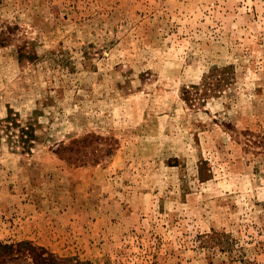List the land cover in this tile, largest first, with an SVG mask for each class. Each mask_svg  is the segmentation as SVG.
Returning a JSON list of instances; mask_svg holds the SVG:
<instances>
[{"label":"rangeland","instance_id":"rangeland-1","mask_svg":"<svg viewBox=\"0 0 264 264\" xmlns=\"http://www.w3.org/2000/svg\"><path fill=\"white\" fill-rule=\"evenodd\" d=\"M26 240L264 264V0H0V241Z\"/></svg>","mask_w":264,"mask_h":264},{"label":"trees","instance_id":"trees-1","mask_svg":"<svg viewBox=\"0 0 264 264\" xmlns=\"http://www.w3.org/2000/svg\"><path fill=\"white\" fill-rule=\"evenodd\" d=\"M20 131L22 132V140L24 142L28 141L32 133H30L29 128L21 127ZM44 248L36 246L30 241H20L18 243H4L0 241V264H3L7 260L14 259L18 257V252H22L26 256H30L34 261H37V264H47L49 259L46 256H43ZM41 251V252H40Z\"/></svg>","mask_w":264,"mask_h":264}]
</instances>
